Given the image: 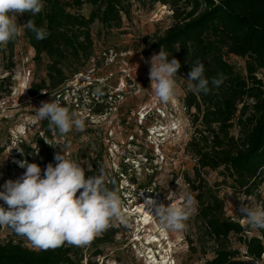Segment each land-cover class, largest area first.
<instances>
[{
  "label": "rangeland",
  "instance_id": "374dc122",
  "mask_svg": "<svg viewBox=\"0 0 264 264\" xmlns=\"http://www.w3.org/2000/svg\"><path fill=\"white\" fill-rule=\"evenodd\" d=\"M89 12L87 5L80 10L83 15ZM172 22L170 6L149 0H131L127 14H121L119 28L108 32L94 24L95 65L69 78L59 90L47 94L41 92L42 96L35 98L28 96L27 89L30 84L37 85L41 79H46L47 59L43 58L41 63L34 60V51L24 37L21 15L17 16L21 30L14 39L12 51L0 47V186L6 180L17 179L26 170L16 161L37 163L43 174L48 163L55 165L54 155L61 149L67 158L85 169L86 177L101 175L102 170L105 184L108 180L117 181L123 202V220H113L106 230L107 234L115 231L114 240L99 247L102 251L99 256H92V245L85 246L83 261L78 264H84L86 258L96 264H152L149 256L158 263L165 257L171 264H204L213 257V241L206 236L201 242L198 239L196 202L183 231L165 229L152 214L146 231L136 232L141 222L135 211L146 206L148 199L168 205L171 201L167 196L174 194L173 202L183 205L189 189L184 175L195 178V161L185 149L193 132L190 122L193 110L185 111L182 104L190 82L177 75L176 95L171 102L161 103L150 88L149 79L148 61L157 52L143 54L142 39L160 35ZM104 52L106 56H103ZM229 61L237 69L244 67V62L237 57L231 56ZM257 76L264 79V72ZM7 77L8 80L1 83V79ZM95 84L98 86L88 93L87 87ZM97 88L101 90L99 99L93 98ZM57 97L63 106L84 119V131L73 129L67 135H61L51 131L46 120L38 119L35 108L41 101ZM92 101L102 106L94 107ZM96 110L102 112L95 114ZM202 177L210 185L221 180L216 172L210 171ZM217 191L223 200L226 217L242 226L247 225L239 212L242 203L252 201L256 206L264 207V182L251 196L235 192L228 185H221ZM0 205L7 208L2 200ZM152 233L158 242L145 245L147 236ZM161 233L165 234L164 239ZM245 236L260 237L259 229L249 227ZM238 239L231 236L228 247L238 250L245 264H264V255L257 261L245 257V248ZM7 242L38 249L11 228L0 226V243Z\"/></svg>",
  "mask_w": 264,
  "mask_h": 264
},
{
  "label": "trees",
  "instance_id": "16d2710c",
  "mask_svg": "<svg viewBox=\"0 0 264 264\" xmlns=\"http://www.w3.org/2000/svg\"><path fill=\"white\" fill-rule=\"evenodd\" d=\"M131 0H43L44 7L36 15H21L24 24L32 19L37 27L49 32L44 40L24 27V37L34 51V60L45 64L46 79L30 84L31 98L55 92L90 66L95 65V23L110 32L121 25V14L126 15ZM146 1V0H138ZM170 6L172 24L160 35L146 36L143 54L159 53L161 46L181 63L177 75L189 81L188 73L197 61L204 64L206 78L221 77L217 88L209 84L204 94L188 90L182 98L185 111L190 114L192 135L185 145L186 152L195 161L194 175L184 180L188 193L197 205L196 227L198 239L203 236L213 241V257L204 264H245L239 251L228 247L231 236L239 237L245 248L244 256L260 260L264 255V229L260 237H247L248 224L226 217L223 200L218 195L221 185L235 192L251 196L264 182V0H149ZM90 7L88 15L80 10ZM99 34V33H98ZM14 40L0 45L12 51ZM244 62L243 69L230 63V57ZM11 58V57H10ZM101 59L104 58L101 55ZM8 77L1 79V83ZM190 82V81H189ZM95 85H89L88 93ZM80 95V93H78ZM93 98L97 93H93ZM94 107L101 103L92 101ZM102 110L94 111L99 114ZM216 172L219 182L209 184L202 175ZM91 174V173H88ZM120 174L123 175L121 172ZM117 188V181L106 183ZM153 192V190H151ZM193 192H197L193 195ZM115 231L106 230L88 244L92 256L102 254L99 247L114 240ZM86 245V246H88ZM83 248L67 243L49 250L28 249L12 242L0 243V264H78L83 261ZM87 259V258H86ZM85 264H96L86 260Z\"/></svg>",
  "mask_w": 264,
  "mask_h": 264
},
{
  "label": "clouds",
  "instance_id": "9594fccd",
  "mask_svg": "<svg viewBox=\"0 0 264 264\" xmlns=\"http://www.w3.org/2000/svg\"><path fill=\"white\" fill-rule=\"evenodd\" d=\"M43 7V0H0V45L18 35L21 30L17 23L18 15L25 12L36 15ZM23 27L32 31L38 41L49 36V32L37 27L32 19ZM148 62L150 88L155 97L161 103L171 102L176 95L175 77L181 68L180 61L175 57L170 59V54L161 46L159 53L153 54ZM204 71V64L200 61L191 66L187 78L190 90L208 94L210 83L217 88L222 84L221 77H213L210 82ZM96 93L101 94L100 88ZM35 115L42 121L46 120L51 131L61 135H67L73 129L80 132L85 129L84 119L63 106L58 97L41 101L35 108ZM54 160L55 165L48 163L43 174L37 163L16 161L26 170L17 179L6 180L0 186V200L7 205V208L0 205V226L11 228L41 250L55 249L65 243L86 246L107 230L113 220H123L122 199L116 189L106 186L102 170L101 175L86 177L85 169L67 158L63 149L55 153ZM173 198L174 194L167 196L171 201L168 205L153 199H148L145 204L165 229L181 232L195 201L190 193L185 194L183 205L174 203ZM239 212L249 227L264 229V207L249 201L241 204Z\"/></svg>",
  "mask_w": 264,
  "mask_h": 264
},
{
  "label": "bare ground",
  "instance_id": "6f19581e",
  "mask_svg": "<svg viewBox=\"0 0 264 264\" xmlns=\"http://www.w3.org/2000/svg\"><path fill=\"white\" fill-rule=\"evenodd\" d=\"M134 213V211L132 212ZM135 213L139 214L138 216L140 217V220L139 222H141V226L139 227V225H137V230L136 232H140L142 231L143 233L146 231V228L150 226V221L152 220V213L148 210V208L144 205H142V207L140 208L139 211H135ZM147 225V226H145ZM149 225V226H148ZM161 236H163V239L165 238V234L164 233H161ZM139 238H137L138 240ZM147 243L145 245H150V244H154V243H157L158 242V239H156V237L152 234L148 235L147 238ZM166 253L168 254V250L166 251ZM165 253V254H166ZM149 259H151L152 264H171V261L170 259H166L165 257L161 258L159 263L155 261V259H153V257L149 256L148 257Z\"/></svg>",
  "mask_w": 264,
  "mask_h": 264
},
{
  "label": "built area",
  "instance_id": "2783aa9c",
  "mask_svg": "<svg viewBox=\"0 0 264 264\" xmlns=\"http://www.w3.org/2000/svg\"><path fill=\"white\" fill-rule=\"evenodd\" d=\"M111 52H112V51H111ZM106 54H107V53L104 52V53H103V56H106ZM85 262H86V259L84 260V264H85Z\"/></svg>",
  "mask_w": 264,
  "mask_h": 264
}]
</instances>
